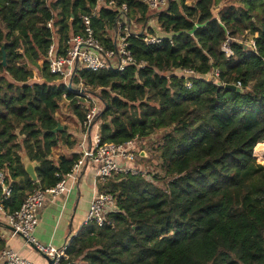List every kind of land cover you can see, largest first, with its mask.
<instances>
[{
    "label": "trees",
    "instance_id": "16d2710c",
    "mask_svg": "<svg viewBox=\"0 0 264 264\" xmlns=\"http://www.w3.org/2000/svg\"><path fill=\"white\" fill-rule=\"evenodd\" d=\"M109 1L0 0V170L10 188L4 198L0 185L2 212L14 214L35 188L66 176L80 154L69 152L77 140L57 112L66 100L81 134L95 98L91 131L118 144L151 138L149 157L163 175L98 181L97 192L114 195L116 209L101 226L81 225L61 264H264V162L254 156L264 141V0H170L152 12L142 0H113L141 24L128 36L135 63L124 71L78 67L66 84L49 71L50 46L65 54L68 37L85 26L81 16H91L96 38L113 49L119 13ZM245 31L257 34L255 50L238 40ZM146 34L162 40L146 44ZM227 37L231 58L220 50ZM182 68L199 76L189 88L173 74ZM214 68L218 79L205 80ZM237 81L240 92L225 88ZM257 157H264L259 149ZM2 229L5 217L0 253Z\"/></svg>",
    "mask_w": 264,
    "mask_h": 264
},
{
    "label": "built area",
    "instance_id": "2783aa9c",
    "mask_svg": "<svg viewBox=\"0 0 264 264\" xmlns=\"http://www.w3.org/2000/svg\"><path fill=\"white\" fill-rule=\"evenodd\" d=\"M170 0H142V2L151 11H161L166 8ZM108 5L115 8L119 13L114 28V48L105 49L94 34L91 26V16H81L84 22L82 33L71 35L66 41V53L58 54L55 45H51L48 50L47 60L49 63V71L60 77L66 84H69V78L73 75L76 68L86 69L90 71H99L107 69H115L124 71L127 66L135 63V59L129 49L128 36L131 31V21L127 17L128 7L125 3L116 5L113 0ZM94 13L92 14V16ZM257 34H251L245 31L239 36L238 40L245 44L249 50L256 49ZM146 44H155L162 40L159 36L146 34L142 38ZM231 39H227L222 43L220 50L226 58H231L234 53L229 43ZM139 67H144V62H139ZM173 74L186 80V87H191V79L199 77L192 69L182 68L173 70ZM219 77V70L214 68L207 74L205 80L213 81ZM36 79V74L33 75ZM241 88L239 81L234 84ZM80 90L79 93H81ZM63 97H65L63 95ZM96 109L93 106L85 116L83 122V139L80 144L81 155L74 162L70 171L66 176L57 182L54 186L41 189L35 188L30 192L20 209L12 215L5 216L7 224L10 226L12 236H19L30 246H35L36 251L42 256L52 259V264H61L63 259L67 258L66 248L69 240L75 236L70 234L60 247L53 245H44L36 241L33 232L38 224L36 212L47 197L55 198L66 190L65 180L71 178L76 181L78 173L88 162L96 167V176L98 181L110 178L112 176L123 175H142L146 176L148 172L142 171L136 166V145L137 140L132 139L124 143L102 142L98 132L91 134V127ZM89 139V146L85 147L84 143ZM85 148V149H84ZM0 185L3 188V196L7 198L10 194V188L4 185V175L0 170ZM116 209V198L111 193L96 192L89 205L84 221L81 225L93 222L101 226L105 222V216L114 212ZM0 261L2 264H33L32 262L22 258L19 254L10 248L4 249L0 253Z\"/></svg>",
    "mask_w": 264,
    "mask_h": 264
},
{
    "label": "crops",
    "instance_id": "0c3cea01",
    "mask_svg": "<svg viewBox=\"0 0 264 264\" xmlns=\"http://www.w3.org/2000/svg\"><path fill=\"white\" fill-rule=\"evenodd\" d=\"M75 127L76 125L74 130H76ZM91 132L93 135L97 132V128H93ZM73 133L77 143L74 149L69 152L81 155L80 144L83 139V132L77 134V131H74ZM84 146H89V139L84 143ZM63 149L64 147L60 146V152L56 156ZM97 182L96 167L88 162L78 173L76 181L71 178L65 180L66 190L63 193L52 199L47 197L36 212L38 224L33 232L36 241L44 245L62 246L66 238L71 233H75L83 223L88 205L97 192ZM0 217H5L1 207ZM1 235L6 241V248L15 250L20 257L33 264H47L43 256L33 252V248L26 245L21 237L12 236L9 229H2ZM0 264H2L1 261Z\"/></svg>",
    "mask_w": 264,
    "mask_h": 264
},
{
    "label": "rangeland",
    "instance_id": "374dc122",
    "mask_svg": "<svg viewBox=\"0 0 264 264\" xmlns=\"http://www.w3.org/2000/svg\"><path fill=\"white\" fill-rule=\"evenodd\" d=\"M140 28H141V24L136 23L135 21L131 22V29H140ZM91 102L93 103V106L95 107L96 111H98L99 107H100L99 102L95 98H92ZM57 116H58V118L60 119V121L62 123L64 122L65 124L68 125L70 133L73 134V132L76 131V130H74V126L76 125L75 128L77 129V124H76L75 118H73L71 116V114H69V112H68V102L66 100H63V102L61 104V107H60L59 111L57 112ZM150 142H151V138L143 140L142 142H138L137 143V145H136V154L138 152L140 153L141 151H144L146 157H141L140 158V157H137L138 156V154H137L136 158H135L136 159V162H135L136 166L138 168H140L144 172L156 173V174H160L162 176L163 173H162L161 169L159 168L158 161L156 159H152V158L149 157L148 148H149ZM263 142L264 141H262L254 150V156H255V158H256L258 163H263L264 162V157H263V160H260L257 157L258 149L261 152L264 153V147L260 146V145H262ZM59 148L58 149L55 148L53 150V156L56 157V154L58 152H60ZM81 152H82V150H81ZM156 185H158L161 188L165 187L164 181L156 182ZM32 250H33V252H36L39 256L42 257V255L39 254L34 248Z\"/></svg>",
    "mask_w": 264,
    "mask_h": 264
},
{
    "label": "water",
    "instance_id": "95a60500",
    "mask_svg": "<svg viewBox=\"0 0 264 264\" xmlns=\"http://www.w3.org/2000/svg\"><path fill=\"white\" fill-rule=\"evenodd\" d=\"M1 51H2V64H3V66H5L6 65V55H5V51H4L3 46L1 47ZM225 88H229V89L235 90L237 92L241 91V88L235 86L234 84H226ZM92 124H93V122H92ZM61 129H62V126L60 124H58L52 131L53 132H57L58 130H61ZM139 156L140 157H146L145 152L141 151L139 153ZM22 164H23V167H24V170H25L26 174L30 177V179L33 182H36L37 181V176H36V172H35V164H34V162H32L29 159V157L25 155L23 157V159H22ZM8 229H10L9 225H8ZM30 246L36 250L34 245L31 244ZM43 257L46 259L47 264H52L53 263L52 259L48 258L47 256H43Z\"/></svg>",
    "mask_w": 264,
    "mask_h": 264
},
{
    "label": "bare ground",
    "instance_id": "6f19581e",
    "mask_svg": "<svg viewBox=\"0 0 264 264\" xmlns=\"http://www.w3.org/2000/svg\"><path fill=\"white\" fill-rule=\"evenodd\" d=\"M260 146L264 147V142H263L262 145H260Z\"/></svg>",
    "mask_w": 264,
    "mask_h": 264
}]
</instances>
